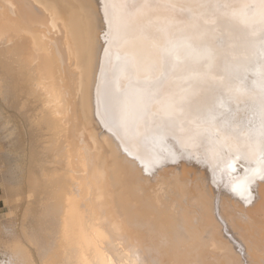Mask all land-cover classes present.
Returning <instances> with one entry per match:
<instances>
[{
    "label": "bare ground",
    "instance_id": "1",
    "mask_svg": "<svg viewBox=\"0 0 264 264\" xmlns=\"http://www.w3.org/2000/svg\"><path fill=\"white\" fill-rule=\"evenodd\" d=\"M109 2L114 6L113 50L131 57L134 76L159 75L161 47L176 42L178 63L157 89L149 113H167L184 124L192 120L187 126H198L193 131L201 134L215 129L232 153L259 146L261 101L253 70L264 46V0ZM95 9L94 0H0V97L15 105L25 96L40 110L27 117L35 135L24 163V156L18 161L15 152L0 147V155L10 160L0 194L8 206L0 216L6 235L0 236V255L35 264L24 243L7 239L13 231L6 225L18 216L20 205L23 223L49 234L56 258L45 264H264V185L256 189L258 207L249 211L227 202L222 188L214 191L210 174L200 182L175 174L148 187L136 182V164L126 161L105 131L102 108L97 112L98 95L110 99L113 72L109 66L105 73L97 59L102 52L95 41ZM186 69L198 71L199 82L184 83ZM229 74L246 78L248 90L233 91L237 85L228 84ZM128 78V72L120 73V88L127 87ZM209 84L222 85L232 111L217 122L197 124L190 108L174 100L183 99V87L194 107L212 108L221 93ZM20 104L23 110L24 100ZM118 118L123 120V114ZM224 122L240 129V139L221 130ZM144 125V118L137 119L129 132L138 133ZM195 134L181 137L193 152ZM156 139L159 150H177L171 138ZM226 156L208 149L212 176L215 159ZM258 156L252 154L251 162L257 163ZM200 162L184 157L179 163L203 169Z\"/></svg>",
    "mask_w": 264,
    "mask_h": 264
},
{
    "label": "snow or ice",
    "instance_id": "2",
    "mask_svg": "<svg viewBox=\"0 0 264 264\" xmlns=\"http://www.w3.org/2000/svg\"><path fill=\"white\" fill-rule=\"evenodd\" d=\"M96 9L93 13L94 18L98 22V31L95 37L96 44L98 45V52H102V57L98 55V62L102 60L103 69L105 73L111 66L113 72L112 79V91L110 99L106 100L102 95H98L97 98V112L100 113V109L103 112L100 113L103 116V126L105 131L117 142V147L121 152L129 156L131 159L136 160L138 157L132 156L127 150V146H121L119 131L121 128V121L118 118V113L123 114V126L132 131L133 126L137 119L144 118L146 124V131L144 135L150 133L159 134V136L167 139L171 138L176 146L177 150L171 151L167 154L166 159L172 164H178L182 158L187 157L196 161H203L206 159L207 151L209 148L217 150L221 154L228 156V160L225 163V168L228 172H234L237 164L243 160V156L239 150L236 153H232L227 142L220 139L217 130L212 128L205 129L201 134L199 131L195 134L194 148L195 152L191 148L185 147L181 144V137L189 133L182 131V128H187V122L184 125H178L175 118L167 113H149L148 105L152 99L158 95L157 89L162 82L167 79L170 72L174 70L175 64L178 63L173 53L176 48V42L166 41L160 49V72L159 75L151 78H141L134 76L132 68V59L129 56L121 55L119 52L113 50V46L116 43V33L113 28V4L109 0H94ZM204 60L211 59V52L208 51V55L203 58ZM210 67V65H209ZM149 71H154L155 66L150 65ZM188 75L184 79V83L199 82L200 73L195 69H186ZM253 86H256V80L258 79V91L260 92V101L258 105L259 111L256 114L257 128L256 138L259 140V156L258 162L251 165L249 168L250 175L243 181L231 186V191L238 194L245 205H251L255 200V195L252 191V186L258 181L264 182V46L261 50V59L257 66L254 68ZM121 72H128V85L125 88L119 86V76ZM228 84L233 82L237 85L233 88V91L239 93L248 90V83L246 78L241 76L232 77L229 74ZM221 93V97L217 104L212 108L194 107L188 99V91L185 88H181L183 99L179 102L174 100V103H179L180 106L187 105L190 110L195 114V122L197 124H211L220 120L223 112L232 111L231 98H225L222 92V85L209 84L207 85ZM237 108L240 105H236ZM221 130L225 132H232L233 135L240 139V129L231 128L228 122H224L221 125ZM251 138V137H250ZM144 136L141 137L143 141ZM155 165L151 171H149L148 165L141 163V168L145 176H151L155 174V170L160 167V157H155ZM243 264V262H242Z\"/></svg>",
    "mask_w": 264,
    "mask_h": 264
},
{
    "label": "rangeland",
    "instance_id": "3",
    "mask_svg": "<svg viewBox=\"0 0 264 264\" xmlns=\"http://www.w3.org/2000/svg\"><path fill=\"white\" fill-rule=\"evenodd\" d=\"M25 99H26L25 96H23V98L20 99V101H17V104L15 103V105H13V103H10V102L6 103L3 100V98L0 97V147L5 149V151L15 152L18 158V161L22 160L20 159L21 156H24L26 158L25 155L26 154L28 155L29 147L31 144L32 133L33 135H35V130L31 127L27 117L35 115L40 112V110H38L39 106L37 105V103L34 102V100L31 101L32 100L31 98H30L31 100L30 99L25 100ZM23 100L25 104H24V109L21 110L20 103ZM206 103L209 104L208 102ZM101 112H103L102 109H101ZM100 116L103 122L102 114H100ZM190 118H195V114L193 113L190 116ZM175 121L178 125L184 124V120L177 121L176 119ZM188 122H193V121L191 120ZM196 128H198V126L196 127L195 125H192V123H190V125L188 124L187 128H184V129L182 128L181 129L182 131L189 133L188 135L182 136V139L184 137L186 138L190 137L189 135H192V134L194 135L196 133L195 132ZM191 129H192V132H195V133H192ZM145 131H146V125H144L138 133L132 134V132H129L123 126V120H121V128L118 134L120 138L121 146L126 145L127 150L132 154V156L138 157V159L133 160L129 156H126L123 154L126 158V161L133 160L134 163L136 164L134 168L132 169L134 171L133 176L135 177L136 182L140 183L143 186L148 187V186H151L154 181H157L159 179H170L173 177L174 174L182 178L184 176L189 181H199L200 182L204 180L206 177H208V175L210 174L209 178L211 179H209V181L213 183L214 185L213 188H215V190L214 189L213 190L216 191L217 186L218 188L220 187V189L222 188L221 192H223L226 195V198L228 199L227 202H229L230 204L233 203L236 206H242L245 210H249V211L255 210L258 207L259 199L257 196V190L259 189L260 185H264V182L258 181L257 183L254 184V186L255 185L256 186L254 190L252 191L254 195L256 196V198L251 205H245V203L241 200L240 196L231 191V186L235 184L239 179H242L245 176L250 175V172L248 170L251 167V165L254 164L253 162H251V155L256 154V153L257 155L259 154V152H256V149H255V148H258L259 146L255 147L252 145H245L242 149L239 150L242 152L241 154L244 153L245 155L244 154L242 155L244 156L243 160L237 164L236 170L234 172H228L225 168V163L228 160L227 156L222 157L221 158L222 160L221 159L219 160V158H216L215 165H217L216 170L218 173L216 172L215 176H212L210 172H214L215 169H213L214 167L211 166V164H209L207 160L208 157H206L205 160L200 162L201 165L203 166V169H199L198 164L193 165L190 169L186 167L187 165L182 166L180 163L172 164L168 162V160L166 159L168 152H165L164 148L162 150L160 148L159 150L156 147V143H154L157 140L156 138L159 137V135L155 133L144 135ZM142 136H144L143 141H141ZM129 143H130V146H129ZM163 151L165 152V154ZM24 157H23V160L20 162L24 163L27 160V158L25 159ZM155 157L161 158L160 167L157 170H155L154 175L145 176L141 168V163L147 164L149 171H151L155 165V159H154ZM1 159H2V162L4 161V163L0 161V194L2 195L4 180L8 176V173H7L8 167L6 166L8 165V163H10V160H8L4 154L0 155V160ZM2 164L3 166L5 164L4 166L5 168L2 166ZM1 195H0V216L4 215L8 209L7 203L5 202L4 198L1 197ZM234 195L236 198L234 197ZM18 208H20V210ZM18 208H16V211H17L16 213L17 214L19 213L18 216L15 214L16 216H14L13 220L10 221L11 224L9 222L6 225L7 228L9 227L8 229H11V231H13L12 233L8 235L7 239L9 240L17 239L20 242H22V244L24 243L25 247L32 254L35 264L53 263L56 257L52 255L53 248L50 245L51 241H50L49 234L44 235L42 233V230H39L37 228H31L30 226H27L29 224H27L26 222L23 223L22 218H23L24 209L20 205L18 206ZM20 211H22L21 212L22 214L20 213ZM15 219L17 222L14 221ZM33 224L38 225L37 222ZM0 236L3 238H6L5 229L2 230L0 228ZM49 253H50V256L47 255ZM11 257L12 256H9V257L1 256L0 264H26V262L28 261L26 258L18 257V259L13 260L11 259Z\"/></svg>",
    "mask_w": 264,
    "mask_h": 264
}]
</instances>
